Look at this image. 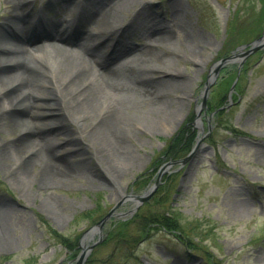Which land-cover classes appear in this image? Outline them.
I'll list each match as a JSON object with an SVG mask.
<instances>
[{
	"label": "rangeland",
	"instance_id": "374dc122",
	"mask_svg": "<svg viewBox=\"0 0 264 264\" xmlns=\"http://www.w3.org/2000/svg\"><path fill=\"white\" fill-rule=\"evenodd\" d=\"M128 3L121 13L125 21L132 18L131 32L136 34L124 44L135 49L145 44L152 50L151 58L159 61L152 85L155 97L147 93L145 100L151 102L145 103L132 98L126 110L130 121L124 139L136 160H130V165L112 178L108 167H117L122 161L115 151H110L114 161L110 164L108 156L87 141L93 137H89L87 122L83 121L80 133L74 135L80 146L66 147V158L71 157L69 167L66 165L70 172L67 180L52 181L43 175L44 164L37 157L38 146L34 149L30 144L32 137L22 144L14 143L18 137L23 139L24 126L14 124L17 112L6 109L0 116V264H72L75 257H67L71 252L56 242L50 228L66 240L74 238L79 247L84 232L102 212L105 214L115 204L116 212L130 211L135 202L120 200L121 192L140 195L154 183L156 172L169 160L167 150L179 129L194 133L188 154L182 158L186 160L181 166L163 172L155 192L160 204L153 206L157 211L169 206L178 213L189 242L197 245L182 244L164 231H150L147 238H139L141 233L134 227V219L127 224L125 238L135 242L120 246L112 239L102 242L94 247L84 264H264V49L243 58L238 56L220 70L207 94L202 132L195 124V109L202 101L210 67L222 57L237 54L236 48L263 32L264 13L259 16L263 0H129ZM1 6L2 0L0 12ZM36 6L39 8L41 4ZM76 6L61 15L80 20L81 10L76 13ZM56 13L46 12L43 17L52 20ZM148 20L172 29L168 43H151L154 47L148 44L149 37H144L147 28L142 26ZM248 23L254 28L235 37L232 28ZM45 54L49 55V51L42 54L46 61ZM135 76L131 69H124L121 75L123 80L140 85ZM226 80L231 82L224 88L221 84ZM12 83L13 79L4 80L0 88ZM147 86L150 87L149 82ZM46 89L50 95L38 98L33 106L37 119L49 127L50 120L70 127L64 114L65 102L55 86L48 85ZM214 99H222L216 108L225 107L220 116L211 115ZM39 102L44 104H36ZM33 131L35 136L41 133L36 128ZM37 140L45 142L39 136ZM11 145L18 148H12L11 154H1L2 149L9 150ZM75 151L81 155L74 158ZM59 157L63 158V150ZM18 170H24V175L14 178ZM145 171L149 173L141 176ZM144 208L142 212L152 205ZM112 217L113 222L120 219ZM111 227L106 225L103 234ZM96 239L97 235L93 241ZM128 244L132 251H126ZM79 252L80 248L76 256ZM129 252L124 261L122 256Z\"/></svg>",
	"mask_w": 264,
	"mask_h": 264
},
{
	"label": "bare ground",
	"instance_id": "6f19581e",
	"mask_svg": "<svg viewBox=\"0 0 264 264\" xmlns=\"http://www.w3.org/2000/svg\"><path fill=\"white\" fill-rule=\"evenodd\" d=\"M128 1L2 0L0 83L8 79H13L14 83L0 88V116L6 109L17 112L13 123L24 126V137L22 140L18 137L14 143L22 144L27 137H32L30 144L34 149L38 146L37 157L40 156L43 170L47 173L43 175L52 181L67 180L70 172L66 165L69 167L67 162L71 157L66 158V147L80 146L75 136L80 133L83 121L87 122L85 129L89 130V137L94 139L87 141L98 150L100 148L108 156L110 164L114 162L112 151L122 161L117 167H108L112 178H117L130 165V160H136L124 139L129 133L130 121L126 110L133 99L137 103H145L148 101L145 100L147 93H153L155 97L152 85L155 72L159 70V61L151 58L152 50L145 44L138 49L124 44L123 41L136 34L131 32L132 18L125 21L121 13ZM36 3L41 4V9L35 6ZM73 6H76V13L81 10V19L68 26L61 13ZM47 10L62 12L56 13L55 19L45 20L43 14ZM142 26L147 28L144 37H149L147 41L151 47L155 43L162 45L170 41L168 35L172 29L168 25L148 20L142 22ZM47 51L49 55L45 54V61L42 54ZM124 69H131L140 85L123 80ZM213 71L211 66L210 73ZM48 85H54L65 102L64 114L70 127L55 120L49 121V127L37 119L39 116L33 106L38 98L50 95L46 89ZM47 104L54 106L53 103ZM35 128L41 131L37 136L33 131ZM38 136L45 142L38 143ZM12 148L18 147L11 145L9 150L2 149L1 154H11ZM62 150L65 159L59 157ZM69 151L74 152V149L69 148ZM75 152L74 158L81 155ZM19 171L13 175L14 178L24 175V170ZM121 194L120 200L131 198L125 191ZM135 201L137 203L138 199ZM94 232L93 229L91 234Z\"/></svg>",
	"mask_w": 264,
	"mask_h": 264
},
{
	"label": "trees",
	"instance_id": "16d2710c",
	"mask_svg": "<svg viewBox=\"0 0 264 264\" xmlns=\"http://www.w3.org/2000/svg\"><path fill=\"white\" fill-rule=\"evenodd\" d=\"M263 3H264V0H263ZM261 13H264V8L262 9V11L259 12V16ZM252 28H254V25H251L250 23H248L245 26L242 25L240 27L232 28V32L234 33V35L236 37V35L238 36V34L246 35V33H249L248 31ZM244 43H246V42H244ZM230 82H231L230 80H226L224 82V84L223 83L221 84V86L223 85V87L225 88L226 86L229 85ZM221 102H222V99H216V100L214 99L211 102V105L216 107V106H219ZM215 107H213V108H215ZM221 112L222 111H219L218 115H220L219 113H221ZM185 132H186V137H184ZM185 132L181 131L176 136V138H174L172 140V146L170 148H168V150H167V157H169V155H170L173 159L178 158V157L185 155V153H187L189 151L190 144L192 141V137L194 136V133L193 132L189 133L187 131H185ZM155 207L156 206H152V208H150L148 210L149 212H152V213L145 212L141 216L142 220L149 221V222H147L148 228H151L150 226L155 225L157 228H160L164 231L165 230L166 231H172V232L177 233L178 235H181L185 238L188 237L186 229L180 224V221H179L180 216L178 215V213H175V212L172 213L169 211L168 208L164 209V211L158 212ZM126 227H127V223H125V222H120L117 225H115V227L113 228L114 230L108 234L107 241L112 239L113 241H115L117 243L118 246H120V244L129 243V242L134 241V239H132V238L130 239V241H128L125 238ZM151 229H154V228H151ZM144 233L146 234L145 231H144ZM52 235L56 238V240L60 244H62L68 250H71L68 247L72 246L73 249H75L77 246L75 241L66 240V239L62 238V236H60L55 231H52ZM188 240L191 241L190 238ZM72 254H74V252Z\"/></svg>",
	"mask_w": 264,
	"mask_h": 264
},
{
	"label": "water",
	"instance_id": "95a60500",
	"mask_svg": "<svg viewBox=\"0 0 264 264\" xmlns=\"http://www.w3.org/2000/svg\"><path fill=\"white\" fill-rule=\"evenodd\" d=\"M247 46H249L248 49H246L245 51H242V50H243L245 47H247ZM263 48H264V32H263V34L261 35V37H259L258 39H256V40L253 41L252 43H250V44H248V45H245V46H242V47L238 48V49H237V51H238L237 54H236V53H233V55L230 56V57H226V58H224V59H220V60H218V61L213 65V70H214V71L212 72L213 74L210 73V71H209V73H208V75H207V80H206V82H205V84H204V89H203V91H202V102H201L202 106H204V104H205V101H206V99H207V94H208L209 89L211 88L212 85L215 84V82H216V78L218 77V74H219V71H220V69H221L222 67H224V65H227V64H229V63H233V62H235L238 56H242V55L247 56V55H250V54H252V53H255L257 50H259V49H263ZM211 74H212V75H211ZM185 160H186V159L179 160V161H173V162H171V163H168L166 166L169 167V166H172V165H174V164L184 163ZM159 173H161V172H159ZM159 176H160V174H159ZM155 187H156V184H155L153 187L150 188V190H149V192H147V194H144V195H142V196H140V197H136V198H137L138 200H140V201H143V200L147 199V198L151 195V193L153 192V190L155 189ZM105 220H106V218H104V219H103L98 225H96V227H98V229H99V228L101 227V224H102ZM96 227H93V228L89 231V234H91V231H92L93 229L96 231V230H97ZM92 234H93V233H92ZM90 249H91V246L83 249V251H82L81 255L79 256V258H78L76 264H83V262H84V260H85V258H86V256H87V253L89 252ZM85 250H87V251H85Z\"/></svg>",
	"mask_w": 264,
	"mask_h": 264
}]
</instances>
